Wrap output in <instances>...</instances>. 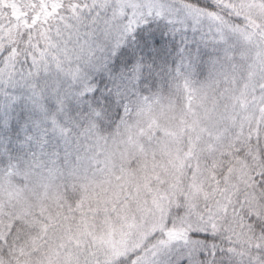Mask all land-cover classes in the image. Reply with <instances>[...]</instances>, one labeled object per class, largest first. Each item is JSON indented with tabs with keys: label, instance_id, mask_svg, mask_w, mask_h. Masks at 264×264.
<instances>
[{
	"label": "snow or ice",
	"instance_id": "1",
	"mask_svg": "<svg viewBox=\"0 0 264 264\" xmlns=\"http://www.w3.org/2000/svg\"><path fill=\"white\" fill-rule=\"evenodd\" d=\"M0 264H264V0H0Z\"/></svg>",
	"mask_w": 264,
	"mask_h": 264
}]
</instances>
